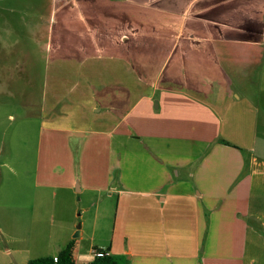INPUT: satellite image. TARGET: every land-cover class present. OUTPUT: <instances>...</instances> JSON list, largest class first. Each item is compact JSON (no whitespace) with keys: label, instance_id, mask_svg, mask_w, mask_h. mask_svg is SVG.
I'll return each mask as SVG.
<instances>
[{"label":"crops","instance_id":"1","mask_svg":"<svg viewBox=\"0 0 264 264\" xmlns=\"http://www.w3.org/2000/svg\"><path fill=\"white\" fill-rule=\"evenodd\" d=\"M121 1L86 0L85 5L91 12L98 4L116 7ZM124 2L131 6L124 18L140 20V8L162 13L150 19L162 33H150L149 43H143L150 56L163 49L168 59L180 49L181 56H194L188 59L194 66L193 74L181 79V60L162 87L160 71L147 82L149 92L128 111L146 102L134 119L139 124L132 126L137 135L121 130L126 115L113 128L98 131L108 152L107 169L121 170L117 182L108 179L117 205L107 247L128 264H245L257 256L264 263V161L254 153L264 125V0ZM105 45L124 55L138 52L140 43L123 34ZM236 54L242 55L241 68ZM5 72L0 66V86ZM86 84H98L107 96L111 91L101 80ZM117 93L106 105L110 114L117 109ZM82 142L75 138L76 146ZM139 154L145 156L141 161L133 158ZM123 160H131L125 168ZM59 163L55 167L62 168ZM78 164L83 169L87 164L83 149ZM54 168L44 185L55 186ZM121 168L127 170L125 180ZM41 173L38 162V182ZM86 187L89 181L82 190ZM9 237L14 241L12 232Z\"/></svg>","mask_w":264,"mask_h":264},{"label":"rangeland","instance_id":"2","mask_svg":"<svg viewBox=\"0 0 264 264\" xmlns=\"http://www.w3.org/2000/svg\"><path fill=\"white\" fill-rule=\"evenodd\" d=\"M85 1L0 0V66L7 72L0 86V264L56 257L74 239L75 264H90L93 250H104L113 237L117 194L108 179L115 183L121 173L107 169L108 152L98 131L113 128L126 115L121 130L137 135L132 126L139 124L134 119L146 102L134 113L128 111L140 95L149 92L147 82L160 71L162 87L181 60L177 69L184 71L181 79L193 74L194 64L188 59L194 56H181L179 49L167 59L163 49L150 56V49L143 47L150 33H162L157 31L159 24L150 21L162 13L140 8L137 21L124 18L122 12L131 7L126 0L116 7L98 4L103 7L95 6L91 12ZM123 34L130 40L138 37V52L121 55L106 47L112 37ZM234 58L241 68L242 55ZM100 80L111 90L108 96L100 94L98 84H86ZM117 91L119 103L110 114L106 105ZM147 119L146 115L141 118ZM78 127L84 132L73 133ZM75 138H82L81 147L75 145ZM82 149L87 161L84 169L76 165ZM254 153L258 161H264V125L258 130ZM133 158L141 161L145 156ZM57 161L62 168L55 167ZM123 161L125 168L131 160ZM53 168L55 186H46L45 176ZM121 169L125 180L127 170ZM85 181L89 188L82 190ZM261 259L250 257L245 264H264ZM118 263L128 264L121 258Z\"/></svg>","mask_w":264,"mask_h":264},{"label":"trees","instance_id":"3","mask_svg":"<svg viewBox=\"0 0 264 264\" xmlns=\"http://www.w3.org/2000/svg\"><path fill=\"white\" fill-rule=\"evenodd\" d=\"M105 254L101 257H94L90 264H119L118 259L110 252V247L102 248ZM75 239L71 240L56 257L43 256L29 259L27 264H75ZM101 250V249H100ZM13 264V263H10Z\"/></svg>","mask_w":264,"mask_h":264},{"label":"built area","instance_id":"4","mask_svg":"<svg viewBox=\"0 0 264 264\" xmlns=\"http://www.w3.org/2000/svg\"><path fill=\"white\" fill-rule=\"evenodd\" d=\"M92 254L94 257H101L105 254V250H93Z\"/></svg>","mask_w":264,"mask_h":264},{"label":"water","instance_id":"5","mask_svg":"<svg viewBox=\"0 0 264 264\" xmlns=\"http://www.w3.org/2000/svg\"><path fill=\"white\" fill-rule=\"evenodd\" d=\"M78 228H80V225L78 226ZM75 236H78V232H77V234Z\"/></svg>","mask_w":264,"mask_h":264}]
</instances>
